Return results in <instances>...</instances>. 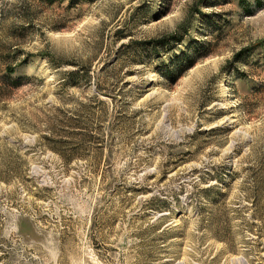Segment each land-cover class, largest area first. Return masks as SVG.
<instances>
[{
  "label": "rangeland",
  "instance_id": "obj_1",
  "mask_svg": "<svg viewBox=\"0 0 264 264\" xmlns=\"http://www.w3.org/2000/svg\"><path fill=\"white\" fill-rule=\"evenodd\" d=\"M250 3L0 0V264H264ZM192 44L211 51L163 77Z\"/></svg>",
  "mask_w": 264,
  "mask_h": 264
},
{
  "label": "trees",
  "instance_id": "obj_2",
  "mask_svg": "<svg viewBox=\"0 0 264 264\" xmlns=\"http://www.w3.org/2000/svg\"><path fill=\"white\" fill-rule=\"evenodd\" d=\"M50 1H55V0H50ZM78 1L80 0H71L72 4L78 3ZM240 5L248 12H252V8H251V3L250 0H239ZM172 39H177V43H181L183 41V39L179 38L178 35H172L171 36ZM168 38H162L159 40H153L151 41V44H141L142 47L139 48V50H134L136 51H140V49H146V48H151L154 50H158V49H164L167 47L168 44L167 43ZM127 47L130 44H126ZM170 45V44H169ZM173 45H182V44H173ZM169 47V46H168ZM250 50V48H243L242 50H240L236 56L235 59H240L243 57V55L247 54V52ZM210 48L209 47H204V49L200 48V44H192L190 45V49L187 50H183L180 49V54H175L174 56H172V61L169 63L167 62V60H162L161 62H158L160 64H157L158 66L161 65V68H159V72L160 74L167 78L168 80L172 81V82H176L183 74L185 71H187L189 68H191L192 66H194L196 64V62L198 61L199 58L207 55L210 52ZM142 52V51H141ZM139 53V52H138ZM144 52H142L143 54ZM138 63H146L147 61L142 58V60H137ZM157 66V67H158ZM14 71V68L10 69V72ZM99 91L101 93H104L107 96L110 97H114L111 96V94H108L107 92H103V90H101L99 88ZM102 102H105L104 100H102Z\"/></svg>",
  "mask_w": 264,
  "mask_h": 264
}]
</instances>
